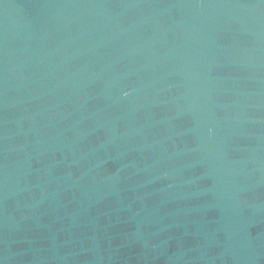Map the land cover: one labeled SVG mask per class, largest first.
<instances>
[{"label": "water", "instance_id": "water-1", "mask_svg": "<svg viewBox=\"0 0 264 264\" xmlns=\"http://www.w3.org/2000/svg\"><path fill=\"white\" fill-rule=\"evenodd\" d=\"M0 264H264V0H0Z\"/></svg>", "mask_w": 264, "mask_h": 264}]
</instances>
